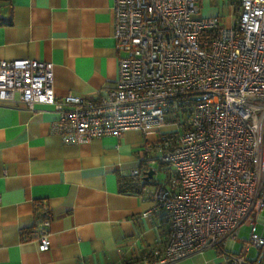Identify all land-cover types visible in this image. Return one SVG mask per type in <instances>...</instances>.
I'll return each instance as SVG.
<instances>
[{"label": "built area", "instance_id": "built-area-1", "mask_svg": "<svg viewBox=\"0 0 264 264\" xmlns=\"http://www.w3.org/2000/svg\"><path fill=\"white\" fill-rule=\"evenodd\" d=\"M204 1L114 0L123 54L98 98L57 97L50 61L0 60V102L53 104L66 143L138 129L160 148L146 165L160 161L172 173L149 191L145 215L167 218L166 240L120 264H173L209 248L217 264H264V0H224L238 10L230 28L202 14ZM38 204L34 230L45 250L52 213Z\"/></svg>", "mask_w": 264, "mask_h": 264}, {"label": "crops", "instance_id": "crops-1", "mask_svg": "<svg viewBox=\"0 0 264 264\" xmlns=\"http://www.w3.org/2000/svg\"><path fill=\"white\" fill-rule=\"evenodd\" d=\"M114 21V0H0V60L50 61L57 97L98 98L119 75ZM58 120L53 104L0 102V264H120L162 247L167 218L145 215L159 181L121 189L132 169L160 155L158 145L138 129L66 143ZM38 203L52 213L45 250L34 230ZM219 261L209 248L173 264Z\"/></svg>", "mask_w": 264, "mask_h": 264}, {"label": "rangeland", "instance_id": "rangeland-1", "mask_svg": "<svg viewBox=\"0 0 264 264\" xmlns=\"http://www.w3.org/2000/svg\"><path fill=\"white\" fill-rule=\"evenodd\" d=\"M218 14L220 16V19L223 24H225L226 27L230 28L233 26V23H235L237 16H238V10L234 11V6L224 4V0H213L210 3H206L205 7L202 10V14ZM156 170V173L154 175V180L160 181L166 184H169L168 179L172 173V169L167 164H161L160 161H157L153 167ZM262 216H264V210L261 213ZM249 229H250V223L249 221L245 222L242 226L241 230V237L247 238L249 235ZM260 231H264V222L260 223ZM240 245L238 244L236 246V250H239ZM257 248L253 247V250L251 252L252 255H254L257 252Z\"/></svg>", "mask_w": 264, "mask_h": 264}, {"label": "trees", "instance_id": "trees-1", "mask_svg": "<svg viewBox=\"0 0 264 264\" xmlns=\"http://www.w3.org/2000/svg\"><path fill=\"white\" fill-rule=\"evenodd\" d=\"M238 6H236L237 8ZM163 164V163H162ZM144 168L143 172L141 175L139 176H129V177H124V179L121 180V189L125 190V191H140L143 187L144 181H146L145 176L147 175V171L150 170L151 167H149L148 165H146V163H144ZM151 179H154L151 178ZM146 183V182H145ZM157 182H155L156 184Z\"/></svg>", "mask_w": 264, "mask_h": 264}, {"label": "water", "instance_id": "water-1", "mask_svg": "<svg viewBox=\"0 0 264 264\" xmlns=\"http://www.w3.org/2000/svg\"><path fill=\"white\" fill-rule=\"evenodd\" d=\"M146 173H147V175L145 176V179L149 180V179L154 177L156 170L154 168H150V170L147 171Z\"/></svg>", "mask_w": 264, "mask_h": 264}]
</instances>
